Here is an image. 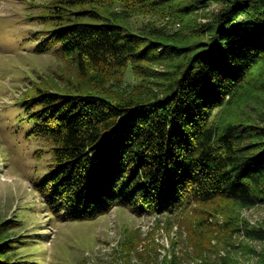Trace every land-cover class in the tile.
<instances>
[{"label":"trees","instance_id":"16d2710c","mask_svg":"<svg viewBox=\"0 0 264 264\" xmlns=\"http://www.w3.org/2000/svg\"><path fill=\"white\" fill-rule=\"evenodd\" d=\"M212 3L218 10L197 23L194 15ZM151 4L179 20L188 16L190 39L164 42L102 13ZM39 19L51 27L33 33L35 50L68 55L82 74L110 77L129 64L147 74L140 62L173 60L160 93L149 98L37 89L23 99L33 122L28 134L45 139L52 153L33 184L55 218L92 219L117 205L173 213L218 198L264 204V124L211 119L250 76L264 90V0H54ZM244 233L264 240L262 228ZM12 248L0 244V264L26 262L13 261Z\"/></svg>","mask_w":264,"mask_h":264},{"label":"rangeland","instance_id":"374dc122","mask_svg":"<svg viewBox=\"0 0 264 264\" xmlns=\"http://www.w3.org/2000/svg\"><path fill=\"white\" fill-rule=\"evenodd\" d=\"M53 1L0 0V244L13 246L12 260L24 264H264V240L244 233L245 228L264 229V204L246 207L218 198L173 213L141 214L117 205L96 218L65 221L47 210L33 182L48 170L52 153L45 139L28 134L33 122L26 117L23 99L37 89L97 94L110 101L149 98L160 93L165 81L161 73L173 65V60L140 62L147 74L129 64L106 77L95 71L80 73L68 55L37 52L39 39L33 33L51 27L39 18ZM155 5L126 11L107 6L102 13L151 38L168 43H174V36L189 40L193 21L188 16L171 17ZM218 8L212 3L193 19L206 21L204 15ZM260 85L257 74L250 76L243 90L217 107L211 119L264 124Z\"/></svg>","mask_w":264,"mask_h":264}]
</instances>
